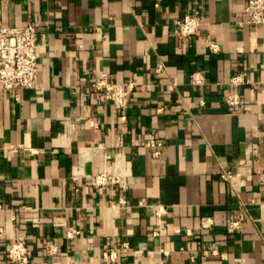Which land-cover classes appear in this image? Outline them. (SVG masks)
Listing matches in <instances>:
<instances>
[{
    "label": "crops",
    "instance_id": "obj_1",
    "mask_svg": "<svg viewBox=\"0 0 264 264\" xmlns=\"http://www.w3.org/2000/svg\"><path fill=\"white\" fill-rule=\"evenodd\" d=\"M245 7L0 0V27L35 25L40 57L37 89L0 92V264L21 237L30 264H264V25ZM195 11L199 35L179 40ZM99 74L134 83L127 109L94 88Z\"/></svg>",
    "mask_w": 264,
    "mask_h": 264
},
{
    "label": "built area",
    "instance_id": "obj_2",
    "mask_svg": "<svg viewBox=\"0 0 264 264\" xmlns=\"http://www.w3.org/2000/svg\"><path fill=\"white\" fill-rule=\"evenodd\" d=\"M245 12L249 25H264V0H245ZM204 24V13L195 11L185 15L175 23V34L179 40H189L198 36ZM39 32L35 25L0 27V92H10L16 99L24 90H34L38 88V73L40 57L38 54ZM209 49L217 53L220 47L208 37ZM166 71L164 65L157 68V72ZM98 81L94 88L100 91L103 97L110 101L119 110L127 109L130 97L135 89L134 83L118 85L112 82L105 74H99ZM194 86L202 87L205 79L202 73H195L192 76ZM241 77H234L230 83L237 87L243 84ZM176 83H172L171 88H176ZM227 103L231 109H237L242 104V98L237 92H233L227 97ZM204 104V103H202ZM146 146L153 150L152 156L159 157L163 143L152 137ZM224 181L232 183L236 174L232 171L221 172ZM116 183V179L110 178L105 174L96 177L95 185H105L107 182ZM161 212V211H160ZM159 212V214H160ZM244 216L239 220L233 221L228 225L231 233L241 229ZM75 232V231H74ZM8 257L11 264H30L28 247L23 237L14 241L7 247ZM243 264L242 260L236 261Z\"/></svg>",
    "mask_w": 264,
    "mask_h": 264
}]
</instances>
